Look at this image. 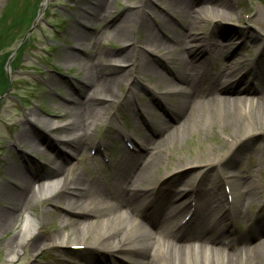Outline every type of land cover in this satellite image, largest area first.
Listing matches in <instances>:
<instances>
[{"label":"bare ground","instance_id":"obj_1","mask_svg":"<svg viewBox=\"0 0 264 264\" xmlns=\"http://www.w3.org/2000/svg\"><path fill=\"white\" fill-rule=\"evenodd\" d=\"M113 1L95 0L89 15L93 18L96 14L95 20L107 19L108 14L105 12L110 11ZM166 4L168 12L180 15L187 29L185 35H174L173 44L164 41L144 16L137 19L141 29L145 28L142 39L135 35L128 37L127 29H131L130 18L122 20L123 33L118 39L131 47L141 43L146 51L164 49L168 63L173 64L172 67L167 63V74L157 69L151 59L139 54L137 58H127L128 55H125L115 62V65L126 66L124 69L127 74L135 76V80L127 79L125 75L105 78L96 70L102 62L98 64L89 58L93 75L88 79L87 85L93 87L92 94L81 103L76 99L72 101V95H68L73 104L69 118L59 121L44 119L47 128L60 130L55 139L57 157L52 160L54 166L44 174L38 173V170L27 172L24 167L15 163L7 168L9 173L16 172L18 175L12 177L16 181V190L11 192V202L0 214V231L10 230L19 217V210L30 209L36 201H67L58 230L44 229L39 232L40 219L31 211L27 213L17 235L7 244L9 261L19 259L20 253L26 248L37 254L49 248L81 245L104 250V253L116 258H113V263L106 260L103 263L93 257L90 259L91 264H264V237L255 243L250 242L252 232L258 235L264 230V218L260 216L264 211V179L246 180L245 177L234 174L231 169L228 173L223 171L228 160H240L241 155L237 154L238 158L234 156L247 139L259 133L264 134V49L256 63L249 67L244 65L240 53L249 40L259 38V31L244 30L237 38L238 44L233 50L218 48L214 41H210L207 53L205 49L200 50L197 47L200 42L196 41L201 30L209 19L231 20L236 3L232 0H166ZM81 17L83 20L89 18L86 14ZM162 22L165 28L171 26L165 18ZM262 27L264 29L263 24ZM232 40L233 37H229L227 43ZM235 52V58L228 61L226 58ZM186 54H189L188 57ZM105 61L113 63L110 58H105ZM210 63L217 68L216 72L203 68ZM149 71L154 74L155 84L159 81L164 83L165 92L150 91L141 85L138 87V74ZM245 75L256 77L263 86L260 89L252 86L251 79H246ZM125 80L130 93L126 103L119 101L116 96V90L120 89V84ZM199 81L202 85L198 84ZM183 84H189L192 90L186 93ZM139 90H149L153 102L164 98L167 101L170 96H179L181 99L175 102L176 106L170 102L175 107V114L167 113L169 119L177 124H170L165 119L164 125L151 132L152 134L140 129L139 154L122 152L109 163V167L116 168L114 177L107 176L109 188H104L105 177L100 170H88L89 176L81 172L64 176L67 158L76 156L87 148L96 149L105 141L92 140L95 125L102 119L103 111L113 104L116 105L114 113L106 114L103 118H107L118 134L133 144V136L120 130L119 105L125 104V109L132 110L134 106L130 103V97L138 94ZM95 101L101 104L107 102V105L85 106ZM66 110L65 108L64 111ZM143 112L147 116L162 118L150 105H146ZM35 116L36 114L30 113L27 121H33ZM79 118L81 121L77 124ZM201 121L213 128H221L230 142L226 145L221 141L222 148L211 159L206 158L204 149L203 153L192 152V160L181 161L183 166L194 165L199 171L194 178L187 181L181 197H178L179 193L175 195L168 189L163 190V184L158 186V183L183 166H175L171 171L162 174L157 181L160 162L153 155L161 146L184 138ZM74 125L77 126L74 128ZM15 140L30 142L24 145H30L35 152L48 153L47 146L41 144L28 127L22 128L15 135ZM59 159L62 160L61 165L57 164ZM212 167L219 169L220 175L207 174ZM246 170L249 171L248 168ZM172 179L175 181V178ZM211 184L214 185L211 187ZM220 185H224L223 191ZM103 197L108 199L107 206L98 201ZM254 200L262 205L258 211L251 212L250 206ZM240 218L249 222V230L236 226L235 222ZM158 227L162 228V239L154 237ZM202 238L213 244L209 247L210 250L204 243L198 247ZM217 244L226 248V251L216 247Z\"/></svg>","mask_w":264,"mask_h":264},{"label":"rangeland","instance_id":"obj_2","mask_svg":"<svg viewBox=\"0 0 264 264\" xmlns=\"http://www.w3.org/2000/svg\"><path fill=\"white\" fill-rule=\"evenodd\" d=\"M232 1L236 3L233 18L229 21L209 19L199 34L196 42H200V44L197 47L200 50L205 49L208 53V44L210 41H214L218 48L233 50L238 44L237 38L244 30H258L259 38L249 40L246 46L240 50L244 65L249 67L256 63L264 49V29L262 27V24L264 25V0ZM93 2L95 0H0V95H2L0 98V214L7 209L11 202V192L16 190V181L12 177L18 174L16 172L9 173L7 170L12 165L11 163L21 165L27 172L38 170V173L41 174L47 173L54 166L52 160L57 157L55 139L60 130L47 128L44 119L59 121L69 118L73 111L71 102L76 99L81 103L92 94L93 87L87 85L88 79L93 75L90 69L92 63L88 61L89 58L98 64L102 62L96 70L105 78L125 75L127 79L135 80V76L127 74L124 69L126 66L115 65L116 60L125 55H128L127 58L133 56L137 58L140 56L139 54H143L156 64L157 69L166 74L169 65L173 67L171 62L168 63L164 49L146 51L141 43L131 47L125 41L118 39L119 35L123 33L121 25L124 26V23L122 20L127 18L131 20V29H127L128 37L135 35L142 39L145 28L142 30L141 24L137 20L142 16L168 44H173L175 34L185 35L187 29L184 20L178 13L168 12L166 0H114L110 11L105 12L108 14L107 19L103 20H95L97 18L95 13L93 18L89 15ZM38 14L42 15L31 35L10 58L21 39L33 26ZM83 14L88 15L89 18L83 20L81 17ZM163 18L171 23L170 27H163ZM229 37H233V40L227 43ZM236 55L237 52L226 59L231 61ZM105 58H110L113 63L105 61ZM207 64L203 66L204 69L209 68L211 72H216L217 68L213 66V63ZM9 67L10 72L8 71ZM7 78L8 81H6ZM248 78L251 79L250 84L257 89L263 86V83L259 82L256 77L246 76V79ZM136 81L138 87L141 85L150 91L165 92L164 83L159 81L158 84H155L154 74L151 71L138 74ZM198 84L202 85L200 81ZM119 87L120 89L116 90V96L119 101L126 103L130 94L126 80ZM182 87L186 93L192 90L189 84H183ZM150 91L139 90L138 94L130 97V103L134 106L132 110L125 109V104L119 105L120 130L133 136V144L120 136L107 118H103L114 113L116 105L113 104L108 110L103 111L102 119L95 125L92 140L104 139L103 145L101 144L96 149L94 147L90 150L87 148L77 153L76 156L67 158L68 164L64 176L77 172L89 176L88 170H100L99 172L105 177L104 188H109L107 176L114 177L116 173V168L109 167V163L122 152L139 154L141 149L138 139L140 129H145L148 134H152L151 132H155L164 125L165 119L169 120L170 124H177L169 119L167 113L175 114V107H172L171 103L176 106L175 102L181 98L174 95L170 96L167 101V98L162 99L163 101L154 100L157 104L155 105ZM5 92H7L6 95H4ZM69 94L73 97L72 101L68 99ZM224 94H235V92H224ZM254 98V105H256L257 95ZM86 105L104 107L107 102L101 104L95 101ZM146 105H150L153 111L160 113L162 118L147 116L143 112ZM65 108L66 111H64ZM30 113L36 114L38 118L35 116L33 121L28 122L27 116ZM77 120V124H79L81 118ZM26 127L36 134L41 144L47 146V154L35 152L31 150L30 145H24L30 144V142L24 143L15 140V135ZM156 135L155 138H157ZM221 141H224L226 145L230 142L221 128H213L205 122H199L194 129L186 133L184 138L175 143L161 146L153 155L160 162L156 175L157 181L162 174L171 171L175 166H183L182 160H192V152L203 153L205 149L206 158L211 159L222 148L220 147ZM237 154L241 155L240 160H228L223 171L228 173V170L231 169L234 174L241 178L245 177L246 180L250 178L264 179L263 133L247 139L238 148L235 158H238ZM61 161L57 160V164L61 165ZM247 168L249 171L246 170ZM197 171L199 168L194 165L180 167L173 173H169L158 183V186L163 184L161 189H168L175 195L179 193L178 197H181L182 189L186 187L188 180L195 177ZM218 171L219 169L212 167L207 174L218 176L220 175ZM172 178H175V181ZM212 185L214 184H211V187ZM220 189L223 191L224 185H220ZM98 201L104 206L108 205V199L104 197L99 198ZM258 202V200L252 202L251 212L259 210L262 204H258ZM66 207L67 201L65 200L48 199L41 203L34 202L30 209L19 210V217L11 229L7 232L0 231V264H91L90 259L93 257L103 263L105 260L113 263L114 257L104 253L106 251L81 245L49 248L37 254H33L26 248L20 253L19 259L8 260L7 244L17 235L29 211L40 219L39 232H42L44 229L58 230L60 228ZM182 216L184 217V215ZM260 216L264 218V211ZM235 224L249 230L250 224L244 218H240ZM161 230L162 228L159 227L156 229V233H154L156 239L163 238ZM263 237L264 230L258 235L252 232L250 242L255 243ZM201 243L206 244L209 250V247L213 245L205 238L198 242V247ZM215 246L224 249L220 244ZM224 250L226 251V248Z\"/></svg>","mask_w":264,"mask_h":264},{"label":"water","instance_id":"obj_3","mask_svg":"<svg viewBox=\"0 0 264 264\" xmlns=\"http://www.w3.org/2000/svg\"><path fill=\"white\" fill-rule=\"evenodd\" d=\"M39 16H40V15H39ZM39 16L37 17L36 21L34 22L33 26H32V27L30 28V30L28 31V33L26 34V36H24V38L21 40V42L17 45V47L15 48V50H14V52H13V54L11 55L10 58H12V56L16 54V52H17V50L19 49V47H20V46L26 41V39L30 36V34L32 33L34 27L36 26V23H37V21H38ZM9 63H10V59H9L8 65H9ZM8 71L10 72V67H9ZM10 82H11V79H10Z\"/></svg>","mask_w":264,"mask_h":264},{"label":"trees","instance_id":"obj_4","mask_svg":"<svg viewBox=\"0 0 264 264\" xmlns=\"http://www.w3.org/2000/svg\"><path fill=\"white\" fill-rule=\"evenodd\" d=\"M6 81H8V78H7V80Z\"/></svg>","mask_w":264,"mask_h":264}]
</instances>
